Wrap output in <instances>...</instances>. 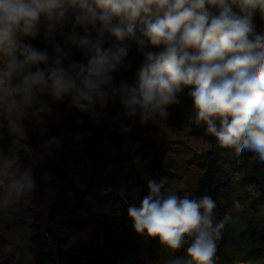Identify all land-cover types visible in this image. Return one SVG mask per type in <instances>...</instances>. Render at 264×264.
I'll return each instance as SVG.
<instances>
[{
  "label": "clouds",
  "instance_id": "clouds-1",
  "mask_svg": "<svg viewBox=\"0 0 264 264\" xmlns=\"http://www.w3.org/2000/svg\"><path fill=\"white\" fill-rule=\"evenodd\" d=\"M257 12L264 16V0H0V108L14 114L9 124L15 129L21 118L50 110L44 97H70L72 106L95 119L105 115L96 107L104 109L110 96H118L125 119L138 115L148 123L166 118L188 88L196 124L206 125L219 147L236 156L252 152L264 162V33L256 32ZM41 33L51 55L21 42ZM106 37L112 39L108 47ZM129 41L144 59L135 84L116 87L113 74L127 67ZM73 46L87 63L69 60L65 66ZM155 48L161 50H149ZM167 183V177L149 179V194L139 207H128L135 232L172 252L186 246L184 257L167 264H214L232 216L217 221L212 197H181ZM32 187L29 170L0 165V207Z\"/></svg>",
  "mask_w": 264,
  "mask_h": 264
},
{
  "label": "trees",
  "instance_id": "trees-1",
  "mask_svg": "<svg viewBox=\"0 0 264 264\" xmlns=\"http://www.w3.org/2000/svg\"><path fill=\"white\" fill-rule=\"evenodd\" d=\"M254 22L256 32L264 33V16H256ZM77 31L83 34L81 29ZM56 39L63 45L62 37ZM106 41L105 47L110 46L112 39L106 37ZM21 42L52 53L51 44L42 33ZM127 43L129 52L123 62L127 67L113 74L116 87L121 82L135 84L144 59L134 42ZM69 60L87 63L81 50L74 46L65 66ZM181 98V103L171 105L169 124L178 129L188 125L189 134L208 146L206 151L188 159V169L192 171L188 186L176 181L178 176L160 153L144 149L139 116L125 119L118 96L111 98L115 117L105 119H94L91 113L79 111L72 106L70 97L61 102L48 97L44 100L50 110L19 120L20 127L34 130V125H39L28 133L20 127L12 128L9 120L16 117L0 108V159L9 157L20 142L32 149L28 159L34 160L33 188L45 213V222L38 216L28 221L29 264H163L168 255L172 259L184 257L186 246L172 252L158 239L136 233L127 214L130 205L139 207L149 194L148 180L159 182L163 177L168 178L165 187L181 197H212L217 204V221L225 213L232 216L217 242L214 264H264V162L255 153L236 156L231 149L219 147L215 137L207 134V126L196 124L192 99L183 95ZM37 108L39 105L29 111ZM96 110L99 112V108ZM125 128L131 130L124 131ZM79 131L88 132V137L73 146L71 139ZM52 138L58 143L46 144ZM235 202L241 205L239 211L234 209ZM105 205L108 210L101 209ZM83 232L87 236L79 237Z\"/></svg>",
  "mask_w": 264,
  "mask_h": 264
},
{
  "label": "rangeland",
  "instance_id": "rangeland-1",
  "mask_svg": "<svg viewBox=\"0 0 264 264\" xmlns=\"http://www.w3.org/2000/svg\"><path fill=\"white\" fill-rule=\"evenodd\" d=\"M233 10L239 13V9L233 7ZM261 14L257 12L253 20L256 19V16ZM257 22V20L255 21ZM254 22V25L256 26ZM152 51H160L161 49H149ZM188 88H185L184 91L178 94V99L183 101L184 98L188 96ZM48 97H44L46 99ZM112 96L109 97L107 106L104 109H100L99 112L103 111L105 115L101 119L105 118H114L115 107L114 103L111 100ZM184 102V107H186ZM98 112V110H96ZM169 115L166 118L155 117L152 121L148 123H141L140 126L144 131L145 139V148L144 149H154L156 152L160 153L165 159L166 162L171 164V170L173 173L178 176L177 182L188 186L191 182L192 171L188 169L191 165L189 163V158L192 156L198 155L202 151L208 149L207 144L191 136L190 127L188 125H183L182 129H178L169 124V118L173 114L171 106L167 109ZM34 130L28 128L27 126H21L20 129L22 132L35 131L36 127L39 128V125H34ZM88 137V132L79 131L71 139V144L76 146L80 144L83 138ZM32 153V149H29L19 143L13 152L6 159H0V165L4 164H14V168H18L19 172L29 170L32 176V164L34 160L29 157ZM42 156V154L40 153ZM23 169V171H22ZM110 190V189H108ZM102 210H108V206H101ZM34 216L42 219V216H45L43 203L40 201L37 192L32 187L31 190L26 191L24 195L18 199L14 204L8 207H0V262L4 260V264H10L12 259L13 264H29L31 260V249L28 244V221ZM44 222L46 219H42ZM87 232H83L79 237H86ZM167 256V255H166ZM172 259L169 258V255L163 260V264ZM8 262V263H7Z\"/></svg>",
  "mask_w": 264,
  "mask_h": 264
}]
</instances>
